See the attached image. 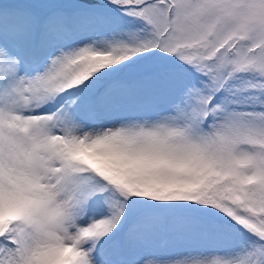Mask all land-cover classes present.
Instances as JSON below:
<instances>
[{
	"label": "snow or ice",
	"instance_id": "snow-or-ice-1",
	"mask_svg": "<svg viewBox=\"0 0 264 264\" xmlns=\"http://www.w3.org/2000/svg\"><path fill=\"white\" fill-rule=\"evenodd\" d=\"M0 264H264V0H0Z\"/></svg>",
	"mask_w": 264,
	"mask_h": 264
}]
</instances>
